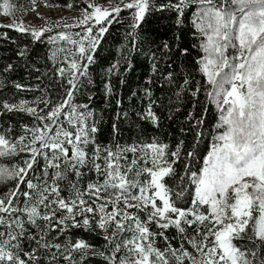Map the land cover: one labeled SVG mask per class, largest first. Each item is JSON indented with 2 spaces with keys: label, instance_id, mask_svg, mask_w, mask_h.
<instances>
[{
  "label": "snow or ice",
  "instance_id": "snow-or-ice-1",
  "mask_svg": "<svg viewBox=\"0 0 264 264\" xmlns=\"http://www.w3.org/2000/svg\"><path fill=\"white\" fill-rule=\"evenodd\" d=\"M30 4L37 11V0ZM153 10L174 12L178 27L189 15L204 83L185 77L178 88L195 100L204 87L219 112L210 150L196 170L192 150L178 172L183 141L174 149L155 138L99 143V121L87 104L74 100L100 41L120 22L121 12L130 14L132 51L137 30ZM15 11L11 0H0V14L12 18L0 28L30 36L33 43L47 41L51 75H43L52 83L36 89L41 94L32 99L0 100V115L30 118L18 131L11 122L0 124V184H9L0 193V264H90L93 257L103 264H264V0H164L158 5L86 0L72 22H50L37 12L44 21L40 26L25 24ZM74 28L80 31H70ZM0 37L8 38L6 33ZM163 51H170L167 42ZM123 63L124 71L121 60L106 70V97L113 95V76L125 82L131 62L124 57ZM156 68L153 62L152 71ZM11 70L9 64L5 71ZM165 79L171 82V73ZM54 86H59L55 96L49 91ZM14 87L33 91L19 83ZM144 96L148 103L137 115L159 127L151 90L146 88ZM186 119L194 121L199 143L204 115L197 119L189 112ZM112 131H118L115 123ZM72 230L100 237L102 248L80 236L69 239Z\"/></svg>",
  "mask_w": 264,
  "mask_h": 264
},
{
  "label": "trees",
  "instance_id": "trees-1",
  "mask_svg": "<svg viewBox=\"0 0 264 264\" xmlns=\"http://www.w3.org/2000/svg\"><path fill=\"white\" fill-rule=\"evenodd\" d=\"M11 2L16 5L15 16L18 19L23 20L27 13L32 12L30 0H11ZM153 2L158 5L164 0H153ZM69 3L73 5L72 9L65 7ZM45 4L49 5L48 7L80 12L86 7V0H37V7ZM1 16L3 15L0 14V18ZM9 18L12 22V18ZM175 18L174 12L151 11L137 30L138 39L135 41V49L130 51L133 47L132 38L127 36L130 31V14L128 11L121 12L120 22H114L109 26L108 32L100 41L94 53V63L88 69L89 75L82 78L80 90L74 100L78 104H87L95 119L99 121L100 131L97 133V141L101 144L114 142L125 144L137 140L150 142L155 138L160 142L168 143L174 149L180 141H183L182 158L176 165L178 172H183L184 156L188 151L194 150L197 153L196 159L191 162L192 169L196 170L202 166L203 158L213 142L219 112L215 104L207 101L204 87H201L195 100L188 92L178 88L185 77L192 83L199 81L203 85L204 82L195 63L200 52L193 47L197 40L192 36L189 15L185 14L184 23L179 27ZM70 31L78 32L80 29L74 28ZM0 33H6L8 37L7 39L0 37V100H12L14 95L16 99L21 97L32 99L40 95L41 93L36 89H43L52 83L43 75L45 72L51 75L49 71L51 63L47 60L50 45L46 40L44 43H33L30 36L7 27L0 28ZM165 42L170 48L168 52L163 51ZM184 48L188 49L187 54H182ZM24 49L27 50L26 55L19 56L18 52ZM124 57L130 60L131 70L123 76L125 82L122 85L119 82L120 78L115 76L111 78L113 95L106 97L104 91L108 79L106 70L114 62L121 60V71H124L127 66L123 63ZM153 62L157 65L155 72L152 71ZM9 64L12 65V70L5 71ZM37 68L38 72L35 71ZM169 73H171V82L165 79ZM15 83L22 84L25 88H32L33 91L19 92L14 87ZM146 88L151 90L152 99L156 101L153 111L160 118L159 127H155L149 121L141 120L137 115L138 112L144 111L148 103L144 96ZM49 91L55 96L59 86H54ZM177 92H180L179 98ZM117 99L121 101L119 107H117ZM194 103L195 107H193ZM177 108L179 111L176 110ZM205 108H207L206 113ZM189 112H192L197 119L204 115V123L199 129L203 136L199 143H196L195 137L197 129L192 126L194 121L186 119ZM117 113H121L119 119ZM123 113H127V116L125 117ZM9 122L13 125L14 131H18L22 123L30 122V118L17 113L0 115V124L7 126ZM113 123L118 129L115 134L112 131ZM168 183L172 184L173 181L169 179ZM8 187L9 184H0V193L6 192ZM172 234L170 230L168 235ZM76 236L84 238L97 247L102 248L104 244L100 237L85 233L83 230H72V233L68 234L69 239ZM64 238L62 236L60 239ZM158 246L164 247V242L159 240ZM90 264H103V261L93 257L90 259Z\"/></svg>",
  "mask_w": 264,
  "mask_h": 264
},
{
  "label": "rangeland",
  "instance_id": "rangeland-1",
  "mask_svg": "<svg viewBox=\"0 0 264 264\" xmlns=\"http://www.w3.org/2000/svg\"><path fill=\"white\" fill-rule=\"evenodd\" d=\"M99 4H107V0H96ZM37 12H39L44 18L51 21H56L61 18L67 19L69 22H72V17L78 16L80 12H72L67 11L62 8H53V7H46V6H39L37 7V11H32L30 13H27L24 16L23 22L25 24L31 23L32 25L40 26L43 24V20L39 19L37 17ZM0 19H3L0 21V23H7L10 24L11 20L9 17L1 16Z\"/></svg>",
  "mask_w": 264,
  "mask_h": 264
}]
</instances>
